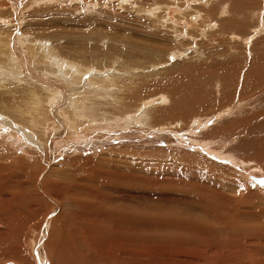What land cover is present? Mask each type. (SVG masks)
I'll list each match as a JSON object with an SVG mask.
<instances>
[{
    "label": "rangeland",
    "instance_id": "1",
    "mask_svg": "<svg viewBox=\"0 0 264 264\" xmlns=\"http://www.w3.org/2000/svg\"><path fill=\"white\" fill-rule=\"evenodd\" d=\"M0 17L4 18L0 19L2 39L11 40L15 59L8 67L0 66L6 68H0V79H5L0 80V123L11 129L10 134L4 135L6 139L0 137V147L13 150L29 162L37 160L29 166L25 162L0 163V225L4 217L12 215L18 228L10 233L20 242L19 247L21 245L32 264H53L48 257L50 247H54L63 235L65 238L74 235L81 243L74 237L72 243L86 246V237L84 241L80 239L82 227L69 220V215L84 210L81 201L93 199L103 207H123L151 214L154 211L174 212L176 206L187 208L185 204L193 205L196 200L195 205L200 202L204 208L208 205L215 214H224L226 209L232 211L226 212L229 216L245 214V218H250L253 213L255 221H259L257 215H264V205H256L253 201V196H264V185L254 182V177L264 178V0H0ZM22 37L30 39V45L23 43ZM1 47L0 55L2 52L8 55V48ZM3 58L0 56V62ZM128 64L138 65L136 71L131 73ZM73 65H77L78 70L84 65L88 71L78 75ZM9 69L14 73L7 72ZM83 98L92 107L88 105L87 118L78 119L80 125L74 127L71 121L73 102L86 104ZM38 100H45L40 103L41 107L35 104ZM144 102L148 104L147 109L142 106ZM141 108L145 110V118H141ZM94 114L96 122L90 124L88 121ZM118 116L123 120L119 121ZM37 119L43 122L41 126L34 123ZM47 120L59 124L50 137L41 129ZM99 126L101 128L96 129ZM63 129L72 135L78 133L75 147L67 146L71 145V139H65L68 137L62 135ZM203 141L205 145L212 144L213 156ZM25 150L32 151L26 154H34L30 155L34 160L24 153ZM226 155L233 158L229 160ZM176 157L181 160L176 161ZM60 165L63 170L59 173L71 176L67 179L68 191L51 188L40 176L41 167L45 175ZM198 165L210 166L208 170L212 172L220 171L215 174L223 179L230 178L231 182L224 179L225 182L237 188L233 191L223 189L218 182L214 183L216 179L206 183L208 178L202 177V180L194 172L193 166ZM211 186L216 187L214 192ZM70 190L77 192L73 197L77 202L68 194ZM55 192L59 196L54 195ZM228 192L233 194L227 195ZM208 197L213 199L210 201ZM244 205H247L246 212ZM213 209L204 212L210 215ZM17 219L24 225L20 226ZM144 225L138 224V234L142 236L158 232L173 233L181 240L191 236V231L183 227L181 231L177 224ZM226 233H205L206 244L195 250L181 241L172 243L174 246L168 250L152 242V247L131 244L121 250H113V247L110 251L116 255L121 253L126 262L130 259L127 264H198L200 261L195 256L202 253L212 261L208 264L264 261L260 254L263 235L249 234L242 228ZM0 244L4 246L2 238ZM176 245L182 246L175 250L177 252L174 251ZM87 252L90 260L92 256ZM95 261L94 264H107ZM111 263L114 264L108 262ZM0 264L22 263L11 258Z\"/></svg>",
    "mask_w": 264,
    "mask_h": 264
},
{
    "label": "bare ground",
    "instance_id": "2",
    "mask_svg": "<svg viewBox=\"0 0 264 264\" xmlns=\"http://www.w3.org/2000/svg\"><path fill=\"white\" fill-rule=\"evenodd\" d=\"M38 2H39V0H37ZM103 1V0H102ZM105 1V0H104ZM211 1V0H210ZM89 2V1H88ZM95 3V2H94ZM213 3V2H212ZM98 4V3H97ZM88 5V4H87ZM90 5V4H89ZM91 6V5H90ZM173 7V6H172ZM167 8V7H166ZM156 9V8H155ZM179 10V9H178ZM152 12H154V11H152ZM168 12H169V10H168ZM168 14V13H167ZM5 16V15H4ZM201 18V17H200ZM0 19H3L4 20V18L3 17H0ZM169 21H173V20H169ZM193 21V20H192ZM195 21V20H194ZM183 22V21H182ZM8 23V22H7ZM186 23V22H185ZM188 23V22H187ZM166 24V23H165ZM184 24V23H183ZM184 28H185V24H184V26H183ZM186 27H187V25H186ZM2 28V27H1ZM188 29V28H187ZM185 30H186V28H185ZM179 32V31H178ZM175 34H177V32L175 33ZM2 36H3V33L2 32H0V45H2L3 47H5V49L6 48H8V55H7V52H2L1 53V57L3 56V57H5V58H3V62H0V66H1V64H5L4 66L6 67V65H7V67H8V65L9 64H12L13 62H14V60H13V52H12V50H11V46H13V45H11V40L10 39H2ZM22 38H24V37H22ZM32 41L29 39H27V38H24V40H23V43H25V44H29L30 45V43H31ZM18 44V43H17ZM50 46V45H49ZM3 47H1V48H3ZM23 47H24V44H23ZM33 48V47H32ZM35 49V48H34ZM38 49V48H37ZM40 49V48H39ZM7 50V49H6ZM3 51H5V50H3ZM57 50H55V52H56ZM28 51H26V53H27ZM58 52V51H57ZM52 53V52H51ZM12 54V55H11ZM33 54V53H32ZM48 53H46V55H47ZM78 54V53H77ZM25 55V54H24ZM26 55H28V54H26ZM38 55V54H37ZM31 56V55H30ZM55 56V55H54ZM79 56V55H78ZM36 57V56H35ZM16 58V57H15ZM19 58V57H18ZM25 58V57H24ZM51 58V57H50ZM56 58H57V56H56ZM39 59V58H38ZM62 59H63V57H62ZM61 59V60H62ZM68 59V58H67ZM66 59V60H67ZM73 59V58H72ZM51 60H52V58H51ZM56 60V59H55ZM60 60V59H59ZM58 60V58H57V61H59ZM64 60V59H63ZM61 61V62H64V61ZM76 60V59H75ZM0 61H2V60H0ZM40 61V60H39ZM16 62V61H15ZM37 62V61H36ZM56 62V61H55ZM71 62V61H70ZM77 62V61H76ZM79 62V61H78ZM119 61L117 60V63H118ZM59 63V62H58ZM67 63V62H66ZM73 63V62H72ZM17 64V63H16ZM55 65L57 64V63H54ZM73 64H75V63H73ZM77 64H79V63H77ZM122 64H123V62H122ZM36 65H38L39 66V64L37 63ZM40 65H42V64H40ZM44 65H45V63H44ZM51 65V64H50ZM71 65V64H70ZM128 65H130V66H128V68H130V70H131V73H133V72H135L136 70V68L138 67V65H132V64H128ZM15 66V65H14ZM13 66V67H14ZM46 66V65H45ZM77 65H73L72 67H73V69H74V72H76V73H78V75H79V73H81L82 75H85L86 74V72L88 71V69H85L84 68V65H81L80 67H79V70H78V68L76 67ZM5 67H0L1 68V70L3 69V68H5ZM12 67V68H13ZM48 67V66H47ZM36 68H37V66H36ZM64 68V67H63ZM119 68H122V66L121 67H119ZM6 69V68H5ZM14 69H15V67H14ZM62 69V68H61ZM0 70V73L2 72ZM16 70V69H15ZM42 71H44V69H41ZM41 70H39L40 72H41ZM55 70V69H54ZM47 71V70H46ZM65 71H67V70H65ZM84 71H86V72H84ZM7 72H13V71H11V69H9V71L7 70ZM16 72V71H15ZM51 72H53V71H51ZM56 72V71H55ZM72 72V74L74 73L73 71H71ZM14 73V72H13ZM54 73V72H53ZM56 73H58V72H56ZM55 73V74H56ZM68 73V72H67ZM66 73V74H67ZM70 73V72H69ZM85 73V74H84ZM4 74H6L5 72H4ZM10 74H12V73H10ZM135 74V73H134ZM70 75V74H69ZM74 75V74H73ZM2 76H3V74H2ZM1 76V77H2ZM6 76H8V75H6ZM71 76V75H70ZM75 76H76V74H75ZM4 77H5V75H4ZM7 78V77H6ZM72 78V77H71ZM77 78V77H76ZM83 78V77H82ZM2 79H4V78H1L0 80H2ZM75 79V78H74ZM73 79V80H74ZM94 79V78H93ZM92 79V80H93ZM5 80V79H4ZM4 80H2V81H4ZM91 80V81H92ZM100 80V79H99ZM7 81V80H6ZM80 81V80H79ZM97 81V78H96V80H95V82ZM102 81V80H101ZM105 81V80H104ZM94 82V81H93ZM101 83V82H100ZM96 84H97V82H96ZM102 86H104V85H102ZM116 86V85H115ZM101 88V87H100ZM105 88V87H104ZM109 88V87H108ZM107 88V89H108ZM106 89V88H105ZM112 89H114V88H112ZM60 90V89H59ZM106 91V90H105ZM74 92H76V91H74ZM112 92V91H111ZM135 92V91H134ZM134 92L132 91V93L131 94H134ZM120 93H122L121 91H120ZM108 94V93H107ZM111 94V93H110ZM110 94H109V96H110ZM123 94V93H122ZM126 94V93H125ZM73 95V94H72ZM82 95H83V92H82ZM86 95V94H85ZM113 95V94H112ZM124 95V94H123ZM122 95V96H123ZM69 96H71V95H69ZM114 96V95H113ZM121 96V97H122ZM125 96V95H124ZM123 96V97H124ZM55 97V96H54ZM78 97V96H77ZM118 97V96H117ZM56 98V97H55ZM73 98V97H72ZM79 98V97H78ZM82 98V97H81ZM127 98V97H126ZM166 98V97H165ZM42 99H43V97H42ZM80 99V98H79ZM84 99V98H83ZM82 99V100H83ZM132 99V98H131ZM130 99V100H131ZM48 100V99H47ZM165 99H161V102H163ZM43 101H45V100H38V102L36 101L35 102V104H37L38 106H40V103L41 102H43ZM51 101V100H50ZM76 101V100H75ZM51 102H53V101H51ZM50 102V103H51ZM78 102V101H77ZM84 102L86 103V104H84V103H75V102H73V104H74V108H73V112L71 113V115H72V119H71V121H72V123H73V125H74V127H79V125L80 124H78L79 123V120L78 119H82V118H87V111H88V109H89V107H88V103H87V101L84 99ZM91 102V101H90ZM125 102V101H124ZM127 102V101H126ZM119 103V102H118ZM5 105V104H4ZM118 105V104H117ZM1 106H3L2 104H1ZM6 106H8V105H6ZM89 106H91V105H89ZM125 106H126V104H125ZM128 106V105H127ZM126 106V107H127ZM142 106H144L146 109H147V107H148V104L146 103V102H144L143 104H142ZM5 107V106H4ZM41 107V106H40ZM92 107V106H91ZM95 107V106H94ZM123 107V106H122ZM7 108V107H6ZM124 108V107H123ZM3 109V108H2ZM228 110H229V108H227ZM41 110H43V108L42 109H40L39 110V112H41ZM71 110H72V108H71ZM223 110V109H222ZM221 110V111H222ZM234 110V109H233ZM6 111V110H5ZM8 111H11V110H8ZM7 111V112H8ZM36 111V110H35ZM91 111V110H90ZM144 109L143 108H141V114H142V116H141V118H145L146 117V114L144 113ZM218 111V110H217ZM220 111V110H219ZM231 111V110H230ZM4 112V111H3ZM92 112V111H91ZM65 113H66V111H65ZM93 113H95V112H93ZM92 113V114H93ZM124 113V112H123ZM218 113V112H217ZM216 112H215V114H217ZM227 113V112H226ZM97 114V113H96ZM96 114H94V117H93V115H92V118L91 117H88V118H91V119H89L90 121H88L90 124L91 123H93V122H96ZM220 114V113H219ZM218 114V115H219ZM222 115H223V113H221ZM7 115V114H6ZM70 115V116H71ZM90 115V114H89ZM216 116V117H222V116ZM8 116V115H7ZM122 116V115H121ZM132 116V115H131ZM163 116V115H162ZM9 117H11V116H9ZM39 118V117H38ZM134 118V117H133ZM132 118V119H133ZM128 119H129V117H128ZM137 119V118H136ZM68 120V119H67ZM118 120L119 121H122L123 119H122V117H119L118 116ZM142 120V119H141ZM212 121V120H211ZM1 122V121H0ZM33 122V121H32ZM65 123H66V121H64ZM82 122V121H81ZM88 122H86L85 124H87ZM198 122H202V120L201 121H197V123ZM11 123V122H10ZM34 123H37L38 124V126H41L42 125V121L40 120V119H37V120H35L34 121ZM132 123V122H131ZM196 123V124H197ZM0 124H2V126H0V137H3L4 139H6L7 138V136H4V135H6V134H10L11 133V129L8 127V126H5L3 123H0ZM55 123H53L52 122V120H47L46 121V123H45V125H43L42 126V132L43 133H45V130L49 133L48 134V137H50L51 136V134H53L55 131H56V129L58 128V126H59V124L57 125V124H55ZM94 124V123H93ZM7 125V124H6ZM17 126H21V124L20 125H18V124H16ZM195 125V124H194ZM164 126L162 125L161 126V128H163ZM98 128H101L100 126L99 127H96V129H98ZM107 128V127H106ZM24 129V128H23ZM103 129V128H102ZM30 130V129H29ZM92 131V130H91ZM90 132V131H89ZM61 133H63L62 135H66V137H68V138H65V139H71V142H69L71 145H67V146H73V147H75V144L77 145V139H76V137H78V133L77 132H73V135L72 134H70V131L68 132V131H64V129L63 130H61ZM71 133H72V131H71ZM198 133V132H197ZM73 136H75V138L73 137ZM79 136H80V134H79ZM86 136V135H85ZM64 139V140H65ZM183 139V138H182ZM91 140V139H90ZM66 141V140H65ZM64 141V142H65ZM199 141H197V143H198ZM204 142V141H203ZM210 142V141H209ZM55 143V142H54ZM60 143H61V141H60ZM68 143V144H69ZM75 143V144H74ZM80 143V142H79ZM78 143V144H79ZM204 145H205V142L203 143ZM215 145V144H214ZM67 146H65V147H67ZM203 146V145H202ZM201 146V147H202ZM211 146H212V144H209V143H206V145H205V147H206V149H208V150H210L209 152L212 154V156L214 155L212 152V150L210 149L211 148ZM201 147H199V148H201ZM215 147V146H214ZM218 147V146H217ZM22 148V147H21ZM77 150V149H76ZM202 150H203V148H202ZM207 150V151H208ZM26 152H24L25 154L26 153H32V151H28V150H25ZM105 151V150H104ZM206 152V151H205ZM218 152V151H217ZM222 152V151H221ZM15 153V154H14ZM66 153V152H65ZM23 154V153H22ZM25 154H23L24 156H25ZM83 154V153H82ZM86 154V153H85ZM100 154H102V153H100ZM124 154H126V152L124 153ZM27 155V154H26ZM34 156V154H29V155H27V156ZM53 155V154H52ZM99 155V154H98ZM127 155V154H126ZM31 156H30V158H31ZM32 156V157H33ZM85 156V155H84ZM83 156V157H84ZM217 156V155H216ZM23 157V156H22ZM21 157V155L19 154V155H17V153L16 152H14L13 150H5V147H0V163L1 162H3V163H13L14 162V164L15 163H18V162H20V163H22V162H25V163H27V166H29L28 164H35L36 163V161L37 160H34L33 158H31L32 160H34V161H32V162H29V160H26L25 158L26 157H23L22 158ZM50 157V156H49ZM48 157V158H49ZM80 157V156H79ZM82 157V158H83ZM237 157V156H236ZM82 158H80V159H82ZM177 159H178V157H176ZM226 158L227 159H231V158H233L232 156H228V155H226ZM11 159V160H10ZM29 159V158H28ZM74 159V158H73ZM85 159V158H84ZM90 159H91V157H90ZM95 159H96V157H95ZM99 159V158H98ZM131 159H133V158H131ZM49 160V159H48ZM75 160V159H74ZM179 160H181V159H178V160H176V161H179ZM81 161V160H80ZM92 161H94V158H92ZM91 161V162H92ZM96 161V160H95ZM94 161V162H95ZM124 161V160H123ZM205 162H206V159L204 160ZM241 161H242V159H241ZM244 161V160H243ZM84 162H85V160H84ZM83 162V163H84ZM94 162H92V163H94ZM113 162H115V161H113ZM121 162H122V160H121ZM134 162V161H133ZM140 162V161H139ZM175 162V161H174ZM182 162V161H181ZM37 163H40V162H37ZM146 163H147V161H146ZM179 163V162H178ZM201 163H202V161H201ZM88 164V163H87ZM171 164L173 165V164H175V163H172L171 162ZM74 165V164H73ZM85 165V164H84ZM119 165V164H118ZM122 165V164H121ZM175 165H177V164H175ZM178 165H180V164H178ZM42 166V165H41ZM67 166V165H66ZM86 166V165H85ZM104 166V165H103ZM123 166H124V164H123ZM160 166V165H159ZM169 166V165H168ZM182 167H183V165H181ZM205 166V165H204ZM212 166V165H211ZM9 167V166H8ZM18 167H19V165H18ZM37 167V166H36ZM133 167V166H132ZM208 168H210V166H207ZM16 168V167H15ZM38 168V167H37ZM37 168H35V170L37 169ZM89 168V167H88ZM168 168V167H167ZM178 168V167H177ZM208 168H205V167H203V165L201 166V165H198V166H193V169H195V171L194 172H196L197 173V177H199L200 179L203 177H206V178H208L207 180H206V183L208 182H214L213 180L214 179H216V182H214V183H216L217 184V182L222 186V188L223 189H225V188H227V189H231V191H233L232 189H234L235 190V188H237L236 186L234 187V185L232 186V185H230V183H228L229 182V180H230V178H225L224 177V179L226 180L227 179V183L225 182V180L223 179V177L222 176H219V175H216L215 173H217V172H220V171H217V172H215V171H213L212 172V170H208ZM39 169V168H38ZM57 169V170H56ZM87 169V168H86ZM150 169V168H149ZM216 169V168H215ZM214 169V170H215ZM220 169V168H219ZM13 170V169H12ZM16 170H18V169H16ZM15 170V171H16ZM40 170H41V172H40V176H43L44 177V181H46V182H48V184H49V186L51 187V188H57V189H59V188H64V191H68V189L66 188L67 186H68V182H67V179L68 178H70L71 176H69L67 173L65 174V175H62L61 173H59L60 171H62L63 170V168H62V165H60L59 166V168H52V169H50L49 170V172H47L45 175H44V169H43V167H41L40 168ZM40 170H38V171H40ZM185 170V169H184ZM68 171V170H67ZM81 171V170H80ZM79 171V172H80ZM120 171V170H119ZM192 170H190V172H191ZM225 171V170H224ZM224 171H223V174H224ZM183 172V171H182ZM228 172V171H227ZM226 172V173H227ZM9 173V172H8ZM19 173V172H18ZM32 173V172H31ZM82 173V172H81ZM89 173V172H88ZM87 173V174H88ZM189 173V172H188ZM188 173H186V174H188ZM64 174V173H63ZM86 174V175H87ZM111 174V173H110ZM118 174H119V172H117V176H118ZM124 174V173H123ZM122 174V175H123ZM184 174V173H183ZM219 174V173H218ZM14 175V174H13ZM25 175V174H24ZM72 175V174H71ZM74 175H76V174H74ZM114 175H115V173H114ZM121 175V174H120ZM119 175V176H120ZM126 175V174H125ZM189 175V174H188ZM229 176H230V173L228 174ZM15 176V175H14ZM39 176V177H40ZM83 176V175H82ZM85 176V175H84ZM89 175H87V177H88ZM96 176V175H95ZM94 176V177H95ZM111 176H112V174H111ZM160 176H163L162 174L160 175ZM184 176V175H183ZM228 176V177H229ZM18 177V176H17ZM20 177V176H19ZM21 177H22V175H21ZM20 177V178H21ZM77 177V176H76ZM78 177H80V179H81V176H79L78 175ZM87 177H84V178H87ZM124 177V176H123ZM189 177V176H188ZM190 177H191V175H190ZM195 177H196V175H195ZM232 177V176H231ZM27 178V177H26ZM31 178V177H30ZM202 178V180H204ZM32 179H34V177L32 178ZM75 179V178H74ZM82 179H83V177H82ZM212 179V180H211ZM218 179V180H217ZM28 180H29V178H28ZM69 180V179H68ZM76 180V179H75ZM92 180H94V179H92ZM196 180V179H195ZM208 180H210V181H208ZM252 180V179H251ZM70 181H72V179L70 180ZM96 181V180H95ZM201 181V180H200ZM234 181V180H233ZM43 182V181H42ZM78 182V181H77ZM188 182V181H187ZM211 182V183H212ZM230 182H231V180H230ZM255 183H257L256 181H254ZM80 183V182H79ZM203 183H204V181H203ZM211 183H210V185H211ZM213 183V184H214ZM224 183V184H223ZM236 184H237V182H235ZM234 183V184H235ZM39 184V183H38ZM37 184V185H38ZM199 184V183H198ZM197 184V185H198ZM232 184V183H231ZM235 184V185H236ZM257 184H259V183H257ZM45 185H46V183H45ZM75 185V184H74ZM82 185V184H81ZM81 185H79L80 186V188H83V187H81ZM193 185V184H192ZM205 184H203V186H204ZM240 184H238V187H240L239 186ZM260 185H264V184H260ZM19 187H20V185H18ZM27 186V185H26ZM47 186V185H46ZM59 186V187H58ZM62 186V187H61ZM71 187L73 186V185H70ZM69 186V187H70ZM87 186V185H86ZM194 186V185H193ZM192 186V187H193ZM199 186H202L201 184L199 185ZM205 186H208V185H205ZM215 186V185H214ZM214 186H211L212 188H213V191L212 192H214V188L216 189V187H214ZM18 187V188H19ZM211 187H209V188H211ZM218 187V186H217ZM54 188V189H55ZM74 188V187H73ZM85 188V187H84ZM87 188V187H86ZM203 188V187H202ZM209 188H207V189H209ZM211 188V189H212ZM10 189H12V188H10ZM25 189V188H24ZM67 189V190H66ZM76 189V188H75ZM243 189V188H242ZM17 190V189H16ZM22 190V189H21ZM36 190V189H35ZM56 190V189H55ZM89 190V189H88ZM196 190V192H197V189H195ZM194 190V191H195ZM219 190V189H218ZM237 190V189H236ZM239 190V189H238ZM210 191V192H211ZM226 191V190H225ZM240 191V190H239ZM18 192V191H17ZM102 192V191H101ZM100 192V193H101ZM207 192V191H206ZM208 192H209V190H208ZM208 192L207 193H205L206 195H208L209 196V194H208ZM212 192H211V194H212ZM220 192V191H219ZM218 192V193H219ZM221 192H222V190H221ZM223 192H224V190H223ZM227 192V191H226ZM226 192H224V193H226ZM244 192H245V190H244ZM15 193H16V191H15ZM22 193V192H21ZM23 193H25V191H23ZM22 193V194H23ZM66 193V192H65ZM195 193V192H194ZM217 193V194H218ZM230 193V195H232L233 194V192L231 193V192H228L227 193V195ZM239 193V192H238ZM246 193V192H245ZM255 193V192H254ZM13 194V193H12ZM18 193H16V195H17ZM54 195H58L59 196V193L58 192H55V193H53ZM68 194H70V196L73 198L76 194H77V192L76 191H72V190H70L69 191V193ZM91 194H96V192H91ZM114 194V193H113ZM214 194H216V193H214ZM240 194V193H239ZM243 194V193H242ZM8 195V194H7ZM24 195V194H23ZM97 195V194H96ZM110 194L108 193V196H109ZM112 195V194H111ZM193 195H195V194H193ZM204 194H202V196H203ZM205 195V196H206ZM220 195V194H219ZM223 194L221 193V196H222ZM235 195H236V193H235ZM9 196H10V194H9ZM36 196V195H35ZM38 196V195H37ZM40 196V195H39ZM66 196V195H65ZM104 196V195H103ZM210 196H212L213 197V194L212 195H210ZM251 196V195H250ZM64 197V196H63ZM112 197H113V195H112ZM179 197V196H178ZM198 197H199V195H198ZM224 197V196H223ZM235 197V196H234ZM238 197V196H237ZM241 197V196H240ZM15 198V197H14ZM13 198V199H14ZM18 198V197H17ZM42 198H44V197H42ZM41 198V199H42ZM70 198V197H69ZM88 198H89V196H88ZM100 198V197H99ZM195 198V197H194ZM204 198V197H203ZM208 198H210V197H208ZM225 198V197H224ZM229 198V197H228ZM233 198V197H232ZM74 199V198H73ZM84 199V198H83ZM86 199H87V197H86ZM90 199V198H89ZM92 199V198H91ZM94 199H96V198H94ZM173 199H175V198H173ZM183 199V198H182ZM192 199V198H191ZM198 199V198H197ZM205 199V198H204ZM211 199H213V198H210V201H211ZM226 199H227V197H226ZM225 199V200H226ZM235 199V198H234ZM239 199V198H238ZM237 199V200H238ZM242 199V198H241ZM240 199V200H241ZM252 199V198H251ZM75 200V199H74ZM76 200H78V199H76ZM75 200V201H76ZM82 200V199H81ZM85 200V199H84ZM93 200V199H92ZM92 200H89V201H81L82 203V208H84V210L82 211V212H79V213H74V214H72V215H69L70 217H69V220L70 221H72V222H74L76 225L77 224H79L81 227H82V231L81 232H83L82 234L83 235H80V239L82 240V241H84L85 240V237H86V239H87V241H88V243L86 244V246H83L82 244H79V243H81V241L79 240V239H77L74 235L72 236V237H74V238H76L78 241H79V245L77 244V246L74 244L75 243V241H74V243H72L71 242V240H73L72 239V237H70V238H65V236L63 235L60 239H59V242L58 243H56L55 244V246L54 247H50V252H49V254H48V257H50L51 258V260H52V262H53V264H94V262H96L95 260H101V262L102 261H104L105 263H107L108 264V262H113L114 264H124L123 263V261H125L124 259H123V257L121 256V253H119L118 255H116L115 253H113L112 251H110V248L112 249L113 247V250H121V249H123V247H127V246H129V245H131V244H134V245H137V244H141V245H146V247H152L150 244H152V242L153 243H155V244H160L161 246H162V248L163 249H167L168 247H170V246H172L173 244L172 243H175V244H177V243H180L181 241L183 242V243H185L186 244V246H191V247H193L194 248V250H195V247H196V249H200V247L202 246L203 247V244H206L205 242L207 241V238L205 237V233H209V234H211L212 235V232H214L215 231V233L217 234V232H219V231H221V232H227L228 231V233H229V231H231V230H233V229H235V228H242V229H246L248 232H249V234L250 233H253V235H256V236H259V233L260 232H262L263 230H264V215L262 216V215H257V216H259V221H255V219H254V217L252 216L253 215V213H252V215H250V212H251V210L252 209H250V211H249V214H248V216L250 215L251 217L250 218H245L246 216H244V215H239V216H234V215H231V216H229V214L227 213L226 214V212H228L229 210H227L226 211V209H224L223 210V212H225L224 214H222V213H219V212H217V214H215L216 212L214 211V209L213 208H210L208 205H206V207L204 208L203 207V205H201L200 206V203H198L199 204V206H197L198 204H196L195 205V203L194 202H196V200L195 201H193V205H190V204H185L184 202V204H185V206H187V208H182V209H178V207L176 206V208H175V210H174V212H172V211H170V212H162V211H154V212H152L151 214H147V213H144V214H141V213H138V211L137 210H134V209H131V210H126L125 208H123V207H109V208H107V207H103L104 205H102V204H100V203H96V202H94V201H92ZM151 200H154V199H151ZM155 200H156V198H155ZM200 200V199H199ZM214 200H217V198L216 199H214ZM239 200V201H240ZM255 200V203H256V205L258 204H260L261 206L262 205H264V196H261V195H256L255 197L253 196V201ZM56 201V200H55ZM72 201V200H71ZM156 201H158V200H156ZM160 201V200H159ZM173 201H175V200H173ZM178 201V200H177ZM183 201V200H182ZM186 201V200H185ZM227 201V200H226ZM230 201V200H229ZM228 201V202H229ZM238 201V202H239ZM248 201V199H246V204L249 202H247ZM47 202V201H46ZM77 202V201H76ZM166 202H167V200H166ZM198 202V201H197ZM196 202V203H197ZM207 203H208V200L206 201ZM223 202V201H222ZM221 202V203H222ZM225 202V201H224ZM17 203V202H16ZM25 203V202H24ZM79 203V202H78ZM151 203V202H150ZM191 203V202H190ZM211 203V202H210ZM231 203H232V201H231ZM235 203V202H234ZM237 203V202H236ZM184 204H182V206L184 205ZM203 204V203H202ZM219 204V203H218ZM245 204V203H244ZM37 205V204H36ZM63 205V204H62ZM76 205V204H75ZM150 205V204H149ZM188 205H190V207H188ZM211 205V207H212V203L210 204ZM224 205H227V204H225L224 203ZM224 205H222V206H224ZM251 205V204H250ZM60 206V205H59ZM66 206V205H65ZM151 206V205H150ZM184 206V207H185ZM231 206V205H230ZM247 206V205H246ZM245 205H244V207L243 208H245V212H246V209H247V207H246ZM37 207H38V205H37ZM52 207V206H51ZM76 207V206H75ZM81 207V206H80ZM132 207V206H131ZM218 207H221L220 206V204H219V206ZM226 207V206H225ZM228 207V206H227ZM234 206H232V208H233ZM250 207V206H249ZM149 208H151V207H149ZM216 208V207H215ZM237 208V207H236ZM242 208V209H243ZM251 208V207H250ZM257 208V207H256ZM255 208V209H256ZM211 209H213V212L214 213H212V214H208V212L207 213H205L204 211L205 210H207V211H212ZM217 209V208H216ZM223 209V207L221 208V210ZM229 209V208H228ZM238 209V208H237ZM259 209V208H258ZM11 210H12V208H11ZM50 210V209H49ZM158 210V209H157ZM234 210H236V209H234ZM239 210V209H238ZM264 210V209H263ZM1 211V210H0ZM51 211V210H50ZM200 211H202L201 212V214H200ZM231 211V210H230ZM230 211H229V213H230ZM241 211H243V210H241ZM240 211V212H241ZM243 211V212H244ZM247 211H248V209H247ZM260 211H262V209L260 210ZM260 211L258 210L257 212H259L260 213ZM51 212H53V210L51 211ZM232 212V211H231ZM240 212L239 213H237V214H240ZM244 212V213H245ZM3 213V212H2ZM24 213V212H23ZM22 213V214H23ZM204 213H205V215H204ZM248 213V212H247ZM1 214V213H0ZM28 213H26V215H27ZM208 214V216H206ZM234 214V213H233ZM262 214V213H261ZM3 215V214H2ZM29 215V214H28ZM213 215V216H212ZM4 216V215H3ZM2 216V217H3ZM24 216V215H23ZM211 216V217H210ZM25 217V216H24ZM24 217L22 218V219H24ZM58 218V217H57ZM3 219H5V221H3L2 223L3 224H1L0 225V239L2 238V241H3V247H0L1 249V252H0V261H3V260H9V259H11V258H14V260L16 261V262H19V263H22V264H32V261L30 260V259H28V255H25L24 253H23V251H22V248H21V245H20V247H19V243L20 242H18L17 241V239L14 237V236H12V234L10 233V232H12V230H15V229H17L16 228V225H14L15 224V222H14V218L12 217V215L11 216H9V215H7L6 217H4ZM19 219V218H18ZM17 219V220H18ZM27 220V219H26ZM59 220V219H58ZM58 220H56V221H58ZM2 220H0V222H1ZM21 220H18V223L20 222ZM5 222V223H4ZM59 223H60V221H58ZM57 222V223H58ZM53 223H55V222H53ZM141 223H144L145 225H149V226H151V227H165V226H167V225H171V224H173L174 226H175V224H177L178 225V227H180L181 226V228L183 227L185 230H187V231H191V236L190 237H186V238H184V239H179V238H177V235L176 236H174L173 235V233H170V234H160L159 232L158 233H154V234H149L148 236H142V235H140V234H138V224H141ZM20 224V226L22 225L21 223H19ZM24 225V224H23ZM22 225V226H23ZM57 225V224H56ZM65 225V224H64ZM144 225V226H145ZM58 227L60 226V225H57ZM28 227V226H27ZM169 227V226H168ZM74 228V227H73ZM169 228H173V227H169ZM176 228V227H175ZM181 229V231L182 230H184V229ZM76 230V229H75ZM74 230V231H75ZM180 230V229H179ZM21 231V230H20ZM160 231V230H159ZM260 231V232H259ZM17 231H15V233H16ZM177 232V231H176ZM245 232V231H244ZM72 233H74V232H72ZM232 233V232H231ZM14 234V233H13ZM17 234V233H16ZM16 234H15V236H16ZM19 234V233H18ZM43 234V233H42ZM75 234H77V233H75ZM87 234V235H86ZM215 234V235H216ZM227 234V233H226ZM261 235H263L264 236V232H262V233H260ZM49 235V234H48ZM78 235V234H77ZM210 235V237H213V236H211ZM223 235V234H222ZM229 235V234H228ZM236 235H237V233H236ZM42 236V235H41ZM54 236H55V234H54ZM79 236V235H78ZM77 236V237H78ZM217 236V235H216ZM17 238H18V235L16 236ZM25 237V236H24ZM51 237V236H50ZM49 237V238H50ZM215 237V236H214ZM224 238V237H223ZM20 239V238H19ZM76 239H74V240H76ZM247 239H248V237H247ZM27 240V239H26ZM55 240V239H54ZM210 240V239H209ZM218 240V239H217ZM37 241V240H36ZM52 241H53V239H52ZM225 241V240H224ZM217 242V241H216ZM243 242V241H242ZM2 243V242H1ZM209 243V242H208ZM219 243V242H218ZM22 244V243H21ZM162 244H164V245H162ZM182 244V243H181ZM2 244H0V246H1ZM211 244H209V246H210ZM227 245V244H226ZM106 246H107V248L108 249H106ZM138 246V245H137ZM174 246V245H173ZM177 246V245H176ZM175 246V247H176ZM180 246V245H179ZM179 246H177L175 249H174V251L175 250H179ZM185 245H184V247H186ZM182 246H180V248H181ZM183 247V248H184ZM223 249V248H222ZM248 249V248H247ZM252 249H254V248H252ZM251 249V247H250V250H252ZM33 250H35V249H33ZM32 250V251H33ZM168 250V249H167ZM182 250V249H181ZM190 249H188V251H189ZM241 250V249H240ZM260 250H261V252H260V254H261V256H262V258L264 259V245H262L261 246V248H260ZM259 250V251H260ZM87 251H89L90 252V255L93 257H91V259L89 260L88 259V256H87V254H88V252ZM171 251V250H170ZM177 251H175V252H177ZM184 251V250H183ZM187 251V250H186ZM200 251V250H199ZM172 252V251H171ZM185 252V251H184ZM193 252V251H192ZM204 253H205V251H203ZM26 253V252H25ZM43 253V252H42ZM186 253V252H185ZM195 253V252H194ZM199 254V253H198ZM198 254H195V255H198ZM180 255V254H179ZM194 255V254H193ZM250 256V255H249ZM95 257L97 258V259H95ZM126 257V256H125ZM156 257V256H155ZM196 258H198L199 259V261L202 263V261H206L207 262V264H208V262L209 261H211V260H209L208 259V257H207V255L206 254H204L203 255V253L202 254H200V255H198V256H195ZM180 258V257H179ZM216 258V257H215ZM178 258H176V260H177ZM193 259H195L194 257H193ZM212 259V258H211ZM196 260V259H195ZM195 260H192L191 259V262L192 261H194L195 262ZM214 260V259H213ZM234 260V259H233ZM235 260H237V258H235ZM13 261V260H12ZM179 261V260H178ZM187 261V260H186ZM215 261V260H214ZM219 261V260H218ZM261 261V260H260ZM130 262V259H128V261L126 262L125 261V264H127V263H129ZM199 262V263H200ZM212 262V261H211ZM179 263H180V261H179ZM183 263H186V262H183ZM189 264H190V262H188ZM198 263V264H199ZM219 263H221V262H219ZM224 263V262H223ZM262 263H264V261H261L260 263H258V264H262ZM98 264H100V263H98ZM112 264V263H111ZM133 264V263H132ZM238 264V263H237Z\"/></svg>",
    "mask_w": 264,
    "mask_h": 264
},
{
    "label": "water",
    "instance_id": "3",
    "mask_svg": "<svg viewBox=\"0 0 264 264\" xmlns=\"http://www.w3.org/2000/svg\"><path fill=\"white\" fill-rule=\"evenodd\" d=\"M254 180L259 184H264V178L263 177H254Z\"/></svg>",
    "mask_w": 264,
    "mask_h": 264
}]
</instances>
